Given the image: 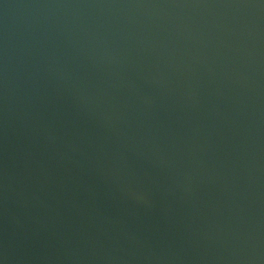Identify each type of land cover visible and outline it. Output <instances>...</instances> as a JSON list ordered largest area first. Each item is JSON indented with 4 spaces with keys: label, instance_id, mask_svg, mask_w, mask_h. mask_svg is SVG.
I'll list each match as a JSON object with an SVG mask.
<instances>
[{
    "label": "water",
    "instance_id": "1",
    "mask_svg": "<svg viewBox=\"0 0 264 264\" xmlns=\"http://www.w3.org/2000/svg\"><path fill=\"white\" fill-rule=\"evenodd\" d=\"M0 264H264V0H0Z\"/></svg>",
    "mask_w": 264,
    "mask_h": 264
}]
</instances>
